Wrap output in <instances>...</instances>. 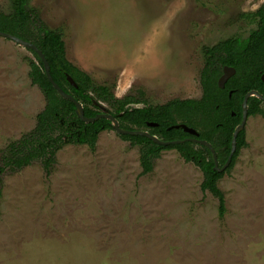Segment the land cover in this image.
Returning a JSON list of instances; mask_svg holds the SVG:
<instances>
[{
  "label": "rangeland",
  "instance_id": "374dc122",
  "mask_svg": "<svg viewBox=\"0 0 264 264\" xmlns=\"http://www.w3.org/2000/svg\"><path fill=\"white\" fill-rule=\"evenodd\" d=\"M263 0H29L63 38L68 60L117 97L150 104L199 98L203 47L255 29ZM10 0L0 11L10 12ZM33 54L0 37V157L45 104ZM142 105V103L140 104ZM248 116L218 200L175 149L141 174L138 146L114 129L94 149L66 144L47 175L39 160L2 174L0 264H264V102ZM102 112L109 107L101 103Z\"/></svg>",
  "mask_w": 264,
  "mask_h": 264
},
{
  "label": "trees",
  "instance_id": "16d2710c",
  "mask_svg": "<svg viewBox=\"0 0 264 264\" xmlns=\"http://www.w3.org/2000/svg\"><path fill=\"white\" fill-rule=\"evenodd\" d=\"M29 0H10V12L0 11V31L12 34L35 44L44 54L53 81L82 105L83 116L91 118L102 113L100 104L109 107L118 126L126 130H142L161 141H181L163 145L139 134H120L132 145L138 146L141 174L152 170L153 161L161 151L175 149L187 162L195 164L202 172L200 188L209 191L218 200V213H224V198L218 181L235 163L241 148L246 146L245 131L236 136V148L228 167L218 172L210 150L190 138L202 139L211 144L219 166L226 161L235 127L242 118V102L250 91L264 97V0L252 13L256 27L245 38L229 37L203 47L204 62L199 72L201 96L199 98H172L161 104H150L135 95H114L111 86L97 83L92 77L66 57L62 35L47 27L37 10L28 7ZM35 60L29 61L31 83L39 87L45 104L36 115L34 127L17 140L11 141L0 157V197L2 174L14 171L39 160L48 175L55 156L66 144H85L94 149L98 135L113 129L111 120L100 117L85 122L76 113L75 104L62 98L44 73L43 63L33 50ZM233 67L234 74L224 87L217 84L223 67ZM72 79L75 85L68 80ZM264 100L255 96L247 98V116L262 114ZM142 103V105H140ZM176 124L195 129L193 136Z\"/></svg>",
  "mask_w": 264,
  "mask_h": 264
},
{
  "label": "water",
  "instance_id": "95a60500",
  "mask_svg": "<svg viewBox=\"0 0 264 264\" xmlns=\"http://www.w3.org/2000/svg\"><path fill=\"white\" fill-rule=\"evenodd\" d=\"M0 37L9 39V40L13 41L14 43H16L17 45L22 46V47H24L26 49L29 48V49L33 50V52H35L37 54V56L40 58V60L43 63L44 73H45L46 77L48 78L49 82L52 84V86L55 88L57 93L62 98L68 99V100L72 101L75 104L76 113L80 117L81 120H83L85 122H92L95 119L103 117V118H106L108 120H111L112 128L119 134H132V135L139 134V135L146 136V137L150 138L151 140H153L154 142L159 143V144H163V145L175 144V143L181 142V141H178V140L161 141L156 136L151 135V134L147 133L146 131L122 129V128H120L118 126L117 120L111 114H109L108 112L99 113L96 116L91 117V118L84 117L83 116L82 105L79 102H77L71 95H69L66 92H64L53 81V79H52V77L50 75V72H49L48 62H47L44 54L42 53V51L35 44H33L30 41L21 39V38H19L17 36H14L12 34H9V33H6V32H2V31H0ZM234 72H235V70H234L233 67L224 66L222 74L218 78V81H217L218 86L220 88L224 87L225 82L227 81L228 78H230L234 74ZM68 80L70 81V83L72 85H75L70 77H68ZM249 96H255L258 99L264 100V97L261 94H259L258 92H256V91H250L244 96V99H243V102H242V118H241L240 123L235 127V129L233 131L232 139H231L230 152H229V155H228L226 161L224 162V164L222 166L218 165V162H217V159H216V155H215V151H214L213 147L211 146V144L209 142H207L205 140H202V139L190 138V140H192L193 142H197V143H199L201 145H204L210 150V152L212 154V157H213V161H214V168L218 172L224 171L228 167V165H229V163L231 161L232 155H233V153L235 151V148H236V136H237V134H238V132L240 130L244 129V126H245V123H246V120H247V117H248L247 116V103L246 102H247V98ZM172 127L181 128L183 131H185V132H187V133H189V134H191L193 136H198V132L195 129L190 128V127L186 126L185 124H176V125H174Z\"/></svg>",
  "mask_w": 264,
  "mask_h": 264
}]
</instances>
